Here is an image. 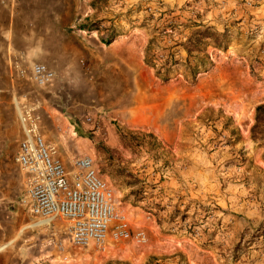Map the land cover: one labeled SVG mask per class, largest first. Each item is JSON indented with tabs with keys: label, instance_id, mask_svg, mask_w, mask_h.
<instances>
[{
	"label": "rangeland",
	"instance_id": "rangeland-1",
	"mask_svg": "<svg viewBox=\"0 0 264 264\" xmlns=\"http://www.w3.org/2000/svg\"><path fill=\"white\" fill-rule=\"evenodd\" d=\"M23 6L33 17L56 15L55 27L43 26L78 51L10 56L0 77V264H134L121 255L127 250L140 264H264V137L250 133L254 109L264 104V24L253 14L256 2L23 0ZM205 28L220 46L208 40L187 64L176 45ZM81 42L99 47L92 68ZM32 62L53 70L51 88L29 81ZM81 82L85 96L76 101L71 95L80 90L72 85ZM20 99L40 106L42 131L66 169L88 156L115 212L143 217L142 227L128 220V240L107 237L116 257L99 246H72L67 222L39 223L22 206L24 178L13 160ZM47 109L59 117L54 124ZM137 230L145 243L134 240Z\"/></svg>",
	"mask_w": 264,
	"mask_h": 264
},
{
	"label": "built area",
	"instance_id": "built-area-1",
	"mask_svg": "<svg viewBox=\"0 0 264 264\" xmlns=\"http://www.w3.org/2000/svg\"><path fill=\"white\" fill-rule=\"evenodd\" d=\"M18 75L25 74L17 64ZM29 81L42 88L54 79V72L43 63L30 64ZM21 139L14 163L23 174L21 204L30 216L50 222L59 218L67 222L70 244L77 248L125 241L130 232L122 214L114 209L112 194L98 175L88 156L76 157L67 170L58 158L56 148L46 144L39 131L40 106L36 102H15ZM138 244L145 243L142 230L134 233Z\"/></svg>",
	"mask_w": 264,
	"mask_h": 264
},
{
	"label": "crops",
	"instance_id": "crops-1",
	"mask_svg": "<svg viewBox=\"0 0 264 264\" xmlns=\"http://www.w3.org/2000/svg\"><path fill=\"white\" fill-rule=\"evenodd\" d=\"M254 1L256 2V7H255L256 10L253 13L255 15V19L264 24V0H254ZM24 11H25V7L23 6V0H0V77H3V72H4V76L5 75L7 76V66L10 56H15V55L23 56L35 52L44 51V53H49L54 56L61 55V53L63 52L64 55H68V57H72V55L76 54L78 51L77 50L76 53H74L73 46L71 45V43L70 44H63L62 42L58 43L56 40V36H54V33L48 30L46 26L45 27L43 26L44 23L52 22V25L55 27L57 24L56 15L53 14L48 17H46L45 15L43 17L37 15L33 17L26 14V12ZM262 37L264 38V33ZM92 45L96 46L95 44ZM80 46H81L80 48L81 52H83V54L85 56H88L89 58L90 63L87 64L89 66L91 65L90 67L92 68L93 63L96 62L95 56L97 54V50H99V47L96 46L93 48L90 47L89 45L87 46L84 42H81ZM114 49L115 47L112 46L111 49L109 50L111 51ZM118 61H119L118 58L116 59H114L113 57L109 58V62L112 64H118ZM46 62L52 64L50 63L49 60H47ZM47 68L50 69L48 66ZM54 80L55 79H53L48 85L40 89L51 88ZM72 86L74 89L80 91H78V93L74 91L71 95V98H74L76 101L82 99L85 96V94H82V91H86L87 88L86 84L81 82L80 84H75ZM23 101L27 102L25 100ZM47 112H49L47 115V119L50 120L49 121L50 124H54L56 120H59V117H56V115L54 114L55 113L54 110L48 111L47 109ZM40 115H41L40 123H39L40 135L43 141L46 144H49L50 142L48 141V135L43 133L42 131L43 114L41 111H40ZM65 128H66L65 131H67L68 133V129L70 128L67 127ZM20 139H21V132L19 129V140ZM16 150H17V146L15 152ZM58 158L60 159L59 155ZM66 161L67 159L65 158L64 162Z\"/></svg>",
	"mask_w": 264,
	"mask_h": 264
},
{
	"label": "trees",
	"instance_id": "trees-1",
	"mask_svg": "<svg viewBox=\"0 0 264 264\" xmlns=\"http://www.w3.org/2000/svg\"><path fill=\"white\" fill-rule=\"evenodd\" d=\"M217 37L218 36H216V34L211 31L210 28H205L202 31H196L193 33L189 38L186 39L184 44H178L176 46H179L184 52L186 56L185 62L188 64L191 57L193 58L196 53H199L203 50L204 46L208 43V40H210V43L215 47H219L220 42ZM250 133L253 140L264 137V104L258 105L254 109V124L250 129Z\"/></svg>",
	"mask_w": 264,
	"mask_h": 264
},
{
	"label": "bare ground",
	"instance_id": "bare-ground-1",
	"mask_svg": "<svg viewBox=\"0 0 264 264\" xmlns=\"http://www.w3.org/2000/svg\"><path fill=\"white\" fill-rule=\"evenodd\" d=\"M68 133H69V136L73 137V133L71 132L70 129H68ZM126 213V216L124 214H122V216L124 217V220L126 221L127 225L130 224L129 221H133L134 225L136 227H142L143 224H144V219L141 215L139 214H136L134 210H126V211H123ZM122 212V213H123ZM133 218V220H131ZM129 220V221H128ZM39 223H43V224H46L47 221H42V220H39ZM49 223V222H48ZM91 247V246H89ZM102 253L106 250L107 251V255L110 257V256H113V257H116L117 255V251H116V247H112L110 248L109 245L107 244H102L99 246ZM99 249V250H100ZM108 249H110V251H108ZM115 255V256H114ZM121 255H123L124 258H129L130 260H132V262L134 264H140L141 263V260H140V257L134 255L132 252H130L129 250L125 251L124 253L122 252Z\"/></svg>",
	"mask_w": 264,
	"mask_h": 264
}]
</instances>
